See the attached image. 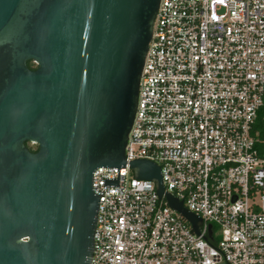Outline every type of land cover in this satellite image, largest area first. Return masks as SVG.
<instances>
[{"label": "built area", "instance_id": "2783aa9c", "mask_svg": "<svg viewBox=\"0 0 264 264\" xmlns=\"http://www.w3.org/2000/svg\"><path fill=\"white\" fill-rule=\"evenodd\" d=\"M263 107L264 0H160L124 157L155 164L223 255L125 164L118 187L92 174L90 264H264Z\"/></svg>", "mask_w": 264, "mask_h": 264}, {"label": "water", "instance_id": "95a60500", "mask_svg": "<svg viewBox=\"0 0 264 264\" xmlns=\"http://www.w3.org/2000/svg\"><path fill=\"white\" fill-rule=\"evenodd\" d=\"M159 1L0 0V264H90L97 168L118 187L129 164L199 235L159 168L124 157Z\"/></svg>", "mask_w": 264, "mask_h": 264}, {"label": "trees", "instance_id": "16d2710c", "mask_svg": "<svg viewBox=\"0 0 264 264\" xmlns=\"http://www.w3.org/2000/svg\"><path fill=\"white\" fill-rule=\"evenodd\" d=\"M26 65H27L28 69H35L36 68L32 62H28ZM263 126H264V107L261 110H259L258 116H257V121H256V127H258L260 129V131H262ZM262 135H263V133H262ZM24 145L32 153H35L37 151V147L34 145H30L28 143H25Z\"/></svg>", "mask_w": 264, "mask_h": 264}, {"label": "flooded vegetation", "instance_id": "af4514ba", "mask_svg": "<svg viewBox=\"0 0 264 264\" xmlns=\"http://www.w3.org/2000/svg\"><path fill=\"white\" fill-rule=\"evenodd\" d=\"M28 62H31V61H28ZM28 62H26V64L28 63ZM26 67H27V65H26ZM36 67V66H35ZM28 68V67H27ZM29 70H34V69H29Z\"/></svg>", "mask_w": 264, "mask_h": 264}]
</instances>
